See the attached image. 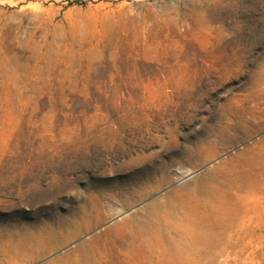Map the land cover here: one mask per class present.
Wrapping results in <instances>:
<instances>
[{"label":"rangeland","instance_id":"rangeland-1","mask_svg":"<svg viewBox=\"0 0 264 264\" xmlns=\"http://www.w3.org/2000/svg\"><path fill=\"white\" fill-rule=\"evenodd\" d=\"M186 218L221 236L170 264H264V0H0V264H162Z\"/></svg>","mask_w":264,"mask_h":264},{"label":"bare ground","instance_id":"bare-ground-1","mask_svg":"<svg viewBox=\"0 0 264 264\" xmlns=\"http://www.w3.org/2000/svg\"><path fill=\"white\" fill-rule=\"evenodd\" d=\"M258 187H259V185H257V183H256V189L255 190H258ZM239 202H241V205L238 204L235 206V236H237V238H241V236L244 233L250 232L249 231V223H250L249 222L250 221L249 213L255 212L257 210L256 207H254V208L251 207L250 209H248V204L255 202V198H253V197H251V198L250 197L240 198ZM189 222H191V221H189L188 218H186L184 220L181 219L178 221H172L171 220V222L166 224L167 225L166 227L170 229V231L173 233V236L169 235V232H165L164 229H160L158 231V233L153 232L154 234H152V235H154V236H148L151 238L156 237L155 239L157 241L158 240L159 241L158 242L155 241V243H153V242L149 241L148 239H146L147 241L145 242V246H146L145 248L150 253H153L156 250V248L157 249L159 248L158 251H160L159 253L162 255V256H160V260H161V262H163L162 264H170V258L171 257H177L178 258L182 252L187 251V250L192 249V248L193 249L204 248V249H208V250L214 248L215 247V245H214L215 240L221 236V232L218 231L214 235H211V234L207 235L203 232H196L190 228L192 226L189 224ZM142 232L141 231L139 232L141 236L146 235V233H142ZM150 232L152 233L151 230H150ZM151 233H150V235H151ZM209 236L210 237L212 236L213 239L210 238ZM160 237L165 238V243L160 242V240H161ZM209 238L212 240V242ZM187 240L189 241L188 242L189 244L186 242ZM7 243H8V241H7ZM18 244L19 245H13L12 248L10 249V251L14 255L20 254L21 256H23L26 252V250H23L24 244L21 242ZM158 244H159V246H158ZM245 251H246V246L241 241L235 240V254H237L236 256H239L240 258H242L243 262H246L248 259V253L246 254ZM243 255H244V257H243ZM74 262H75V264H88L84 258L78 259L76 261L74 260Z\"/></svg>","mask_w":264,"mask_h":264}]
</instances>
